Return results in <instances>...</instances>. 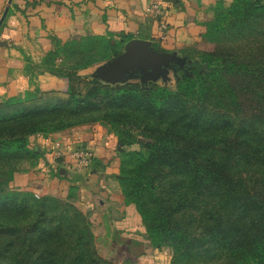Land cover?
Returning <instances> with one entry per match:
<instances>
[{"label":"trees","instance_id":"1","mask_svg":"<svg viewBox=\"0 0 264 264\" xmlns=\"http://www.w3.org/2000/svg\"><path fill=\"white\" fill-rule=\"evenodd\" d=\"M203 28L201 40L221 53L190 64V48L182 50L185 62L170 64L167 83L85 79L80 71L117 57L126 42L86 37L45 59L49 73L67 79L66 100L36 91L0 103V264H113L96 255L77 206L68 216V205L62 213L45 196L9 187L23 162L40 158L32 137L97 123L123 128L122 146L135 141L126 131L145 140L118 153V181L152 248L171 246L174 262L264 264V0H218ZM92 56L100 60L87 62ZM238 72L263 86L254 108L224 82Z\"/></svg>","mask_w":264,"mask_h":264},{"label":"crops","instance_id":"2","mask_svg":"<svg viewBox=\"0 0 264 264\" xmlns=\"http://www.w3.org/2000/svg\"><path fill=\"white\" fill-rule=\"evenodd\" d=\"M223 1L224 4L231 3V0ZM6 2L0 0V16ZM213 2L13 0L0 27V101L36 91L52 94L59 101L66 100L67 79L49 73L45 59L56 46L71 40L111 37L120 41L123 36L125 44L133 39L143 40L148 43L150 51L170 54L174 60L185 62L180 52L201 41L203 24L207 21L206 10ZM153 4L161 7L160 15L147 12ZM155 47L162 52L155 51ZM61 62V58H56L57 66ZM105 64L107 62L82 70L79 75L108 85L131 81L143 84L137 71L127 73L123 82L113 83L105 76L96 77L99 68ZM172 75V71L167 69L163 73H155L150 82L164 84L171 81ZM103 134L102 127L93 125L47 137H32L30 146L40 158L34 167L28 166L27 170L15 174L10 188L44 196L56 195L60 190L74 187L78 193L76 206L89 216L90 222L110 224L114 231L110 240L112 250L125 249L129 252L130 248L125 245L127 240L144 244L147 249L149 242L140 217L133 205L124 203L118 181L119 170L111 164L116 152L106 147ZM81 149H89L93 154L91 164L84 170L78 168L73 157L74 151ZM147 253L149 258L145 256ZM143 258L154 261V264H170L171 253L150 247L143 251Z\"/></svg>","mask_w":264,"mask_h":264},{"label":"rangeland","instance_id":"3","mask_svg":"<svg viewBox=\"0 0 264 264\" xmlns=\"http://www.w3.org/2000/svg\"><path fill=\"white\" fill-rule=\"evenodd\" d=\"M232 1V0H231ZM217 2L218 0H214L213 4L211 7H209L206 10V16H207V20L209 18L212 17V11L215 9V7L217 6ZM229 4H224V6H228ZM190 48V59L188 60L187 63H193L194 61H198V62H202L204 61V59L207 56H216V54H218L220 52L221 49H223L222 47L215 45V44H211L209 42H206L204 40H201L199 43L197 44H192L184 49H189ZM120 48L117 47V50H119ZM192 50V51H191ZM219 51V52H218ZM123 53V52H122ZM121 53V54H122ZM221 53V52H220ZM120 54V55H121ZM120 55H118L117 57H119ZM101 57V56H100ZM117 57H112L110 60L115 59ZM229 60L234 59L233 57L231 58H227ZM238 59V58H236ZM99 57L98 56H92V58H90L89 60H87V62H97L99 61ZM110 60L106 61L109 62ZM244 62L243 60H238V63H242ZM181 72L177 73V76L180 75ZM180 77V76H178ZM257 76H252L250 74H246L243 72H238L236 74H232L230 76H224V82H226V84H228L234 91L236 94L237 99L239 100V102L244 103L245 105H247V107L249 108H254L259 104V100L261 98V95H263V86L261 85V83H259L256 80ZM126 78V76H125ZM10 98H16V99H21V100H25L24 97H10ZM10 98L7 99H2L0 101V103H4L7 100H9ZM26 105V104H25ZM94 126H100L98 123L95 124ZM104 129V134H103V141L104 144L106 145V147L108 149H110L112 152H116V155H114L113 159H112V165L115 167H119V163H120V158L118 156V153H121L123 151H135V150H140L141 149V145L143 143H145V140L143 139V137L138 133V132H128L126 131V133L129 134L131 139H134V143H132L129 146H122V144H120L118 141V134L122 133L123 131H125L123 128H116L115 130L112 129H107L105 127H102ZM24 164H22V168H28L29 163L28 161L23 162ZM119 170V168H118ZM10 187V185H9ZM22 194L25 196L28 194V192H24L21 191ZM65 192H67V194H64ZM27 193V194H26ZM31 194V193H29ZM45 197H47L49 199V202L51 204H53L55 207L58 208L59 212L65 213L66 212V208L65 206L68 205L69 208L70 206L75 207L78 203V193L76 188L74 187H69L67 190H60L59 193H57L56 195L53 194H49V195H44ZM36 197V195H35ZM42 196H38V198H41ZM40 200V199H39ZM97 204V203H96ZM73 215V211L70 208V212H68V216H72ZM106 224V226H105ZM115 224V223H113ZM91 231L93 233L94 236V242H93V249L96 253V255L98 257H100L103 260L112 262L113 264H154V261H150L145 260V258L142 259V253L144 250H149L150 244H147V249L144 248V244H140L136 241H126L125 245L127 247L130 248V255L133 256H129V252L126 251L125 249H117V250H112V246L110 244V240H111V235L113 234V229L110 227L109 223H91ZM147 238V235H146ZM123 238H121L122 240ZM150 246V247H149ZM160 251H167L169 250L171 253V262L170 264H205V260L202 258L200 260H198L197 262L193 261H182L180 260H176L174 262V253H173V249L171 248V246H164L160 249H158ZM115 256V258H114ZM148 258L150 257V254L147 253ZM182 257V256H179ZM174 262V263H173Z\"/></svg>","mask_w":264,"mask_h":264},{"label":"water","instance_id":"4","mask_svg":"<svg viewBox=\"0 0 264 264\" xmlns=\"http://www.w3.org/2000/svg\"><path fill=\"white\" fill-rule=\"evenodd\" d=\"M13 0H7L0 16V27L5 21ZM184 60H174L170 54H158L149 50L143 40L133 39L125 44L123 53L107 64L101 66L96 77L103 76L110 82H123L125 75L137 71L142 76V83L150 81L155 73H163L170 69L171 63L181 64Z\"/></svg>","mask_w":264,"mask_h":264},{"label":"built area","instance_id":"5","mask_svg":"<svg viewBox=\"0 0 264 264\" xmlns=\"http://www.w3.org/2000/svg\"><path fill=\"white\" fill-rule=\"evenodd\" d=\"M147 12L160 15L161 7L158 4L150 5L147 9ZM162 28L164 29L165 27L162 26ZM73 157H75L77 160L78 168L80 170H84L91 164L93 159V154L89 149H83V150L81 149L74 151ZM36 197L38 196L36 195Z\"/></svg>","mask_w":264,"mask_h":264}]
</instances>
